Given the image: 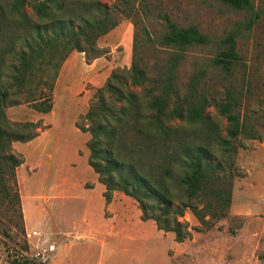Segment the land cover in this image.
I'll use <instances>...</instances> for the list:
<instances>
[{"label":"rangeland","instance_id":"374dc122","mask_svg":"<svg viewBox=\"0 0 264 264\" xmlns=\"http://www.w3.org/2000/svg\"><path fill=\"white\" fill-rule=\"evenodd\" d=\"M10 1L0 0L5 8V16L0 17V89H9L4 111L12 106L8 102L13 99L33 110L34 104L25 99L40 92L51 93L53 70L35 71L36 76L29 77L18 93L17 87L11 86L15 56L26 50L31 25L38 18L30 7L31 0H25L26 20L18 24L21 18L9 9ZM102 1L108 5L115 2ZM250 1L248 9L231 7L222 0H127V4L118 1L113 10L125 12L118 15L115 27L97 38L98 56L93 58L82 52L87 62L96 61L94 71L100 77L86 85L90 89L86 107L80 100L82 94L78 98L64 94L62 83L55 88L56 77L50 118L39 120L42 133L31 141L18 143V148L12 142V149L23 155L24 162L15 168L18 203L13 200L12 191L8 196L2 192L0 184V264H10L20 247H26L23 254L28 256L49 244L54 249L48 252L44 264H264V199L252 187L253 180L264 179V167L259 168L257 158L251 157L264 144V0ZM128 11L132 15L126 14ZM163 13L180 26H197L209 38L208 43L185 51L177 67L176 84L185 93L192 76L200 75L198 97L205 96L209 103L205 113L222 125V134L228 122L213 103L221 100L228 84L233 86L234 95L240 96L234 113L240 116L245 129L231 137L235 153L225 156L218 152L226 159L224 162L229 160L225 167L233 171L227 213L218 219L206 215L202 222L186 209L179 219L187 223L190 236L177 242L173 232L157 229L152 219L142 220L140 208L130 197V202L118 209L105 206L99 210L95 206L89 216L90 230L75 231V226H84L83 203L52 194L63 183L75 182L80 175L86 177L91 173L88 169L93 173L87 163L85 144L89 133L77 127L81 123L79 115L86 112L113 71L130 66L134 39L139 56L150 65L162 63L171 53L158 42L165 31L159 16ZM231 33L240 61L229 76L211 60L225 48L224 39ZM126 43L131 53L125 63L122 53ZM0 176V183H10L8 170ZM32 196L36 197L37 209H31L28 202ZM43 196L52 199L45 200ZM197 205L201 208V202ZM32 231L37 234L29 235ZM47 236L61 242L46 241Z\"/></svg>","mask_w":264,"mask_h":264},{"label":"trees","instance_id":"16d2710c","mask_svg":"<svg viewBox=\"0 0 264 264\" xmlns=\"http://www.w3.org/2000/svg\"><path fill=\"white\" fill-rule=\"evenodd\" d=\"M24 1L9 3V9L21 18L18 24L26 20ZM118 1L127 4V0H115L112 5L102 0H31L29 4L38 21L31 25L26 50L16 54V63L12 65L10 79L11 86L17 87L16 93L36 72L52 69L51 93L40 92L25 99L34 104L31 107L36 111L50 112L54 81L61 65L73 50L93 58L98 56L97 38L115 27L118 15L125 12L113 10ZM222 1L234 8L251 7L250 0ZM131 12L126 14L132 15ZM3 16L5 8L0 4V17ZM159 16L165 31L158 42L171 53L162 63L154 64L158 66L150 65L139 56L134 39L130 66L111 73L86 112L80 114L81 123L76 125L89 133L85 142L88 164L105 187L106 202L111 200L114 190L122 191L136 201L142 220L152 219L157 229L173 232L175 240L182 242L190 236L187 223L179 219L186 209L202 222L206 215L214 219L226 215L233 171L225 167L229 160L224 162L226 159L218 152L225 156L235 153L231 137L245 127L234 113L240 96L234 95L231 84L225 86L221 100L213 103L228 122L224 134L222 125L205 113L209 105L205 96L198 97L199 74L192 76L187 91L181 93L176 72L185 51L208 43L209 38L195 25L180 26L167 13ZM224 42L225 48L211 62L232 76L240 61L234 34ZM8 90L0 89V174L8 170L11 184H0L2 192L8 196L12 191L13 200L18 203L15 168L24 158L11 145L14 141L31 140L42 128L39 121L17 122L7 118L4 107ZM8 104L18 101L13 99ZM26 250L20 247L10 264H43L24 255Z\"/></svg>","mask_w":264,"mask_h":264},{"label":"crops","instance_id":"0c3cea01","mask_svg":"<svg viewBox=\"0 0 264 264\" xmlns=\"http://www.w3.org/2000/svg\"><path fill=\"white\" fill-rule=\"evenodd\" d=\"M110 36H111V33H110ZM110 43H113V42H110ZM114 47L115 45L113 44L111 49ZM130 53H131V50H130L129 44L126 43V45H124V50L122 53V55L124 56L123 61L125 63L129 60ZM95 63H96L95 60H92L91 62H87L85 58V54H83L82 52L72 51L59 69L55 88H57L58 84L62 83L64 94L70 95L71 97H74V98H78L77 96L79 94H82L80 100L83 103L84 108H85L86 107L85 103L90 97V93H89L90 89L89 88L87 89L86 85H88L89 83L93 84L95 83V81L97 82L100 79V77L96 75L94 71ZM5 113L9 120L17 121V122H25V121L38 122L41 119H45L46 121H48V119L50 118L49 112L41 113L34 109L32 110L26 104H18V105L9 106L6 108ZM42 131L43 130H39L38 135H40ZM18 143H21V142L19 141L13 142V146H16L18 148ZM253 152L254 154L252 155L254 156H251V157L255 159L257 158L256 160L258 161L259 168L261 167L263 168L264 167V144L262 148L258 147ZM87 163H88V157H87ZM88 171L89 173L90 172L91 173L88 174L86 177L83 178V176L80 175L79 178H77L75 182L63 183L61 187H58V189L54 187L51 190L53 191L54 189H56L54 194H52L53 196H58V195L68 196L70 197V199L78 200L83 203L82 210L84 212V220H83L84 226H75L74 228L75 231L77 230L86 231L87 229L90 230L92 221L89 220V216L91 215V211L96 209V207H98L99 210H102L103 207L106 206L107 208L114 210L115 208L118 209L119 206H121L124 202H130L129 196L125 195L122 191L114 190L112 199L107 203L103 196V192L105 190L104 185L98 181V175L94 171L93 173L92 171H90V169H88ZM17 177L19 180L18 171H17ZM18 182L20 183V181ZM252 183H253L252 187H254L256 192L258 193L257 196H259L260 199L261 198L264 199V179H262V181L253 180ZM43 198L45 200L52 199L51 196L50 197L43 196ZM28 202L30 204L31 209H37L36 197H33V196L30 197L28 199ZM28 216H29V213H28ZM31 230H34V229L32 228ZM46 241H54L55 243L61 242L59 240L55 241V240L49 239L48 236L46 237Z\"/></svg>","mask_w":264,"mask_h":264},{"label":"built area","instance_id":"2783aa9c","mask_svg":"<svg viewBox=\"0 0 264 264\" xmlns=\"http://www.w3.org/2000/svg\"><path fill=\"white\" fill-rule=\"evenodd\" d=\"M37 234L36 231H32L29 235H35ZM54 249V246L49 244L47 247H43L40 249H37L35 252H33L32 254H27L28 257H30L31 259L36 260L37 262H41V263H45L46 259H47V255L49 251H52Z\"/></svg>","mask_w":264,"mask_h":264}]
</instances>
